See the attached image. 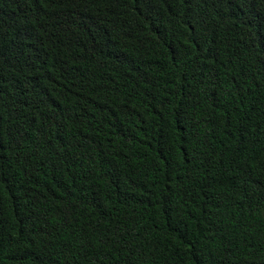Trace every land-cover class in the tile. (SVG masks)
<instances>
[{
	"label": "trees",
	"instance_id": "trees-1",
	"mask_svg": "<svg viewBox=\"0 0 264 264\" xmlns=\"http://www.w3.org/2000/svg\"><path fill=\"white\" fill-rule=\"evenodd\" d=\"M0 264H264V0H0Z\"/></svg>",
	"mask_w": 264,
	"mask_h": 264
}]
</instances>
